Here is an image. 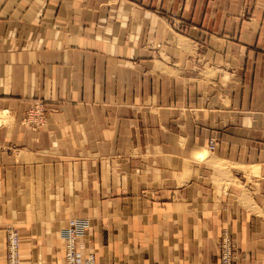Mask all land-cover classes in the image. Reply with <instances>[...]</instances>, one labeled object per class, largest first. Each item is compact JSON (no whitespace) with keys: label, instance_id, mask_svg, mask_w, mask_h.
I'll list each match as a JSON object with an SVG mask.
<instances>
[{"label":"crops","instance_id":"1","mask_svg":"<svg viewBox=\"0 0 264 264\" xmlns=\"http://www.w3.org/2000/svg\"><path fill=\"white\" fill-rule=\"evenodd\" d=\"M76 222L97 264H264V0H0V264Z\"/></svg>","mask_w":264,"mask_h":264},{"label":"built area","instance_id":"2","mask_svg":"<svg viewBox=\"0 0 264 264\" xmlns=\"http://www.w3.org/2000/svg\"><path fill=\"white\" fill-rule=\"evenodd\" d=\"M51 109L40 100H32L29 110L26 112L23 123L33 130H39L48 121ZM216 146L215 140L210 142L209 149L212 151ZM85 223L76 224L62 231L61 237L64 243L66 264H97L95 256L89 254L84 259L78 258L77 240L84 233ZM219 264H237L238 249L235 240L227 232H222L219 238ZM20 237L13 228L6 230V264H21L20 259Z\"/></svg>","mask_w":264,"mask_h":264},{"label":"bare ground","instance_id":"3","mask_svg":"<svg viewBox=\"0 0 264 264\" xmlns=\"http://www.w3.org/2000/svg\"><path fill=\"white\" fill-rule=\"evenodd\" d=\"M211 151V150H210Z\"/></svg>","mask_w":264,"mask_h":264}]
</instances>
